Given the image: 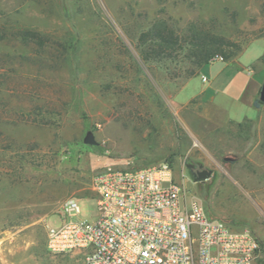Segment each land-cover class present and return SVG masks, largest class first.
Here are the masks:
<instances>
[{"label": "rangeland", "instance_id": "obj_1", "mask_svg": "<svg viewBox=\"0 0 264 264\" xmlns=\"http://www.w3.org/2000/svg\"><path fill=\"white\" fill-rule=\"evenodd\" d=\"M159 22L242 52L188 79L183 49L146 57ZM250 80L264 83V0H0V264H83L47 250L64 204L91 219L101 169L163 163L211 218L253 233L264 264V104L262 84L240 97ZM190 166L213 173L196 182Z\"/></svg>", "mask_w": 264, "mask_h": 264}, {"label": "built area", "instance_id": "obj_2", "mask_svg": "<svg viewBox=\"0 0 264 264\" xmlns=\"http://www.w3.org/2000/svg\"><path fill=\"white\" fill-rule=\"evenodd\" d=\"M93 189L91 219L80 218V202L71 198L60 223L48 227L50 253H76L83 264H261L259 239L211 218L188 199L168 163L106 166Z\"/></svg>", "mask_w": 264, "mask_h": 264}, {"label": "trees", "instance_id": "obj_3", "mask_svg": "<svg viewBox=\"0 0 264 264\" xmlns=\"http://www.w3.org/2000/svg\"><path fill=\"white\" fill-rule=\"evenodd\" d=\"M188 31V39H181L165 22L153 25L147 33L142 35V42L149 41L151 44V49L145 53L146 57L170 59L178 49H183L186 52L185 59L188 64L186 78L190 79L197 76L203 67L210 65L216 58L229 63L242 52L241 47L230 49L233 45L224 38L193 25L188 28ZM263 104L259 99L254 101V107L257 109ZM245 124L249 125L250 122L246 121L244 124L237 125L240 127ZM260 263L262 264L261 260Z\"/></svg>", "mask_w": 264, "mask_h": 264}, {"label": "water", "instance_id": "obj_4", "mask_svg": "<svg viewBox=\"0 0 264 264\" xmlns=\"http://www.w3.org/2000/svg\"><path fill=\"white\" fill-rule=\"evenodd\" d=\"M259 100L262 103H264V83L262 84V87H261ZM78 115L80 117H86L88 115L87 110L85 109V107L82 105L81 102H80L79 108H78ZM89 143H92V140H89ZM225 160L226 161H230V160H234V158H232V157H226ZM212 173H213L212 170L203 168L201 171H197L194 174L195 181L196 182H200V181L207 180V179H209L211 177Z\"/></svg>", "mask_w": 264, "mask_h": 264}, {"label": "crops", "instance_id": "obj_5", "mask_svg": "<svg viewBox=\"0 0 264 264\" xmlns=\"http://www.w3.org/2000/svg\"><path fill=\"white\" fill-rule=\"evenodd\" d=\"M219 61H221V60H216L215 62H219ZM215 62H213V63H215ZM224 62V61H223ZM212 63V64H213ZM226 63V66L229 64L228 62H225ZM221 74H222V71H219L217 74H216V76H215V80L217 79V78H219L220 76H221ZM202 77V80L205 82V81H207V79L205 78H203V76H201ZM214 80V81H215ZM262 83L261 82H258V81H254V80H250L249 81V83L247 84V85H245V87H243L242 88V90H241V92L240 93H242V95L240 96V97H242L244 94H245V92L248 90V88L251 86V87H257V86H260ZM237 100V99H236Z\"/></svg>", "mask_w": 264, "mask_h": 264}, {"label": "flooded vegetation", "instance_id": "obj_6", "mask_svg": "<svg viewBox=\"0 0 264 264\" xmlns=\"http://www.w3.org/2000/svg\"><path fill=\"white\" fill-rule=\"evenodd\" d=\"M190 169L193 170V175H194L197 171H201L203 168L200 167L199 169H197V170L194 171V168L192 166H190Z\"/></svg>", "mask_w": 264, "mask_h": 264}]
</instances>
